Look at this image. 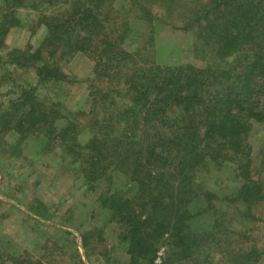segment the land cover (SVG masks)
Returning a JSON list of instances; mask_svg holds the SVG:
<instances>
[{"label":"rangeland","instance_id":"obj_1","mask_svg":"<svg viewBox=\"0 0 264 264\" xmlns=\"http://www.w3.org/2000/svg\"><path fill=\"white\" fill-rule=\"evenodd\" d=\"M25 1L0 0V24L9 21L0 45V112L14 111L0 114V264H150L128 251L130 224L134 241L151 242L152 264H264V123L206 131L228 108L236 112L242 92L261 86L264 0H106L93 8L87 0ZM140 6L146 13L137 18ZM70 15L82 20L62 24L47 44L51 26ZM35 50V65L26 63ZM48 71L55 88L39 85ZM152 80L154 102L147 103ZM29 107L45 128L54 117L67 126L77 156L63 151L62 135L45 139V129L18 153L8 126ZM132 111L140 119L135 142L150 163L144 158L134 181L106 159L101 175L83 182L82 153L96 140L105 154L119 119ZM233 117L242 121L239 112ZM198 129L209 145L197 152L214 160L193 162L187 146L170 141L176 132L189 141ZM108 195L125 208L100 206Z\"/></svg>","mask_w":264,"mask_h":264},{"label":"trees","instance_id":"obj_2","mask_svg":"<svg viewBox=\"0 0 264 264\" xmlns=\"http://www.w3.org/2000/svg\"><path fill=\"white\" fill-rule=\"evenodd\" d=\"M16 2H18L19 6L23 5L22 4V0H14ZM43 1H47L49 2V0H43ZM106 0H87V7L88 8H93L94 6L97 7L99 6V4L104 3ZM109 0H107L108 3ZM24 2L28 3L27 1L24 0ZM225 5L231 6L232 9L233 7H236V11L235 13L237 15H239V17L243 20V23L247 21V15L243 14V11L239 12L237 9H242L241 7H239L238 5L235 4V6L231 5V2H224ZM30 5V4H29ZM31 7L33 9H38V6L35 5H31ZM230 7V8H231ZM247 9L244 11H248V9H252V7H246ZM12 9V8H11ZM249 9V10H250ZM139 14L138 16H136L137 18L139 17H143L145 10L143 9L142 6H140V8L138 9ZM74 10L73 14L75 13ZM142 11V12H141ZM234 12V11H233ZM12 13H14V9H12L10 12H8L6 17H11ZM78 15V13H77ZM78 20H82L81 16H74V15H70L68 18H65L64 20H60L58 24H53L51 26V33L48 34L47 38H46V43H51L53 44V42L57 39L56 38V32L57 29L62 26V24H64L65 26H68V24H75L78 22ZM4 22L2 24H0V45L2 44L1 40L4 37V34L6 33V31L8 30V23L9 21H6L5 19L3 20ZM10 21H14L13 19H11ZM7 22V24H6ZM215 26V25H213ZM225 29L223 28V31ZM65 46H63L62 48L64 49ZM223 47V46H222ZM82 47L81 46H76L74 48V50H81ZM39 51L35 50L33 52H27V54L25 55V59H26V63H34V60H36V57L38 56ZM22 56V55H21ZM35 65V63L33 64ZM47 74L50 77L49 83L46 84L47 77H45L44 80L39 81V85L47 87L48 89L51 88H55V85H59L54 83L55 80L57 79L56 76H53L52 72H47ZM172 78H174L172 76ZM257 79V80H256ZM260 79H264V74L263 73H259L257 74L255 81H258L259 83H261L260 85H256V86H252L250 87L249 90H247L246 92H242L239 95V99H238V104H237V110L235 112V110H233V107L228 108L222 115H220V119L218 121V123L214 124V123H210L209 127V131H207V137H209V134L216 129L215 125H217V128L219 129H228L231 128L234 130H238V129H242V128H246V126H251L255 123H264V80H260ZM262 81V82H260ZM30 85V89L34 90V86ZM156 83L154 82V80H152V84H151V89L152 92H149L148 94V100L146 99V102H150L153 103L154 99H152L151 95L154 94V87H155ZM134 87L137 88V85H133ZM171 87V86H170ZM177 85L173 84V86L171 87L173 89V91H176ZM139 89V88H137ZM170 89V88H169ZM168 91V90H167ZM135 92V91H134ZM138 92V90L136 91ZM32 92H24L18 100V102H20V104L22 103V105H24L27 101V99L30 100V98L32 97ZM25 99V101H24ZM147 102V103H148ZM19 104V105H20ZM9 107H6L5 109H3L0 114L6 116L5 118H7V116H9L11 113L10 112H14V111H8ZM11 109V108H10ZM25 111H27V116L24 115V118H20L17 121H15L12 124H9V128H10V134H12V142L13 145L16 149H18V153L23 152V144L24 142L28 141L29 139H32L31 137H35L33 134L39 132H42L45 129V132H42L41 135L46 136L47 140H55L57 137H59L60 135H62V137L65 139L63 142V144H66L68 147L67 149H63V151L65 153H68L70 155H76L77 151L75 149V144L73 145L70 144L69 139H67L66 137L69 135V129L67 128V126L62 125L61 127H59L60 124V120H56L55 117L54 119L50 120L48 122V126L43 125V123H40V119L37 116V112L35 111L34 108H28ZM52 111V109H50V112ZM58 111L60 110H53V112L59 117H61L60 119H62L64 116H62ZM240 113V115L242 116V121L240 119H237V117H233V114L236 113ZM245 112V113H243ZM31 114V115H30ZM60 114V115H59ZM152 114V112H151ZM44 116V115H43ZM222 118H225L227 121L223 122ZM64 119V118H63ZM6 120V119H4ZM7 121V120H6ZM29 121V122H28ZM5 122V121H4ZM139 125H140V119L139 116L136 112L132 111V113L128 114L125 112L123 118H120L114 131L116 133V139H114L111 144L108 147V150L105 154H103V150L102 147L104 146V142L103 141H92L90 144L89 150L84 154V152L82 153L84 157V162L79 165V174H82V178H83V182H87V180H94L98 175H101V172L104 171L105 169V162L106 159H110L111 163H113V168H112V172H118L119 174H126L127 172H132V175H130V179H133L134 181H136V177L135 175L137 174L136 172L140 171L142 169L143 166V161L145 158L146 164L150 163V159H151V155L147 154V150L143 151V148H140L138 146V144L135 142L136 137L138 136V131H140L139 129ZM60 130V131H59ZM210 134V135H211ZM200 135L201 132L198 129V132L196 130V135L192 138H190V140L188 141V137L185 133L184 134H179V132H176L173 135V138L170 141H178L179 145H183V146H187L184 149H187L188 151L186 152L188 155L192 156L191 159L193 160V162L196 160V162L199 163H204L205 160H214L213 156H205L202 153H198L203 152L204 149H206V147H208V141L204 142L200 139ZM38 137V136H36ZM39 139L44 138L43 136H39ZM203 143V144H202ZM203 145V149L200 150V145ZM6 145V144H5ZM3 147V146H2ZM148 149V148H147ZM76 151V152H75ZM198 151V152H197ZM73 153V154H72ZM110 153V154H109ZM185 153V155H186ZM77 156V155H76ZM88 157V158H87ZM112 157V158H111ZM78 159V158H77ZM103 161V162H102ZM211 162V161H210ZM244 167H247V164L244 165ZM240 177V176H239ZM250 176L248 177L247 181L250 182ZM184 180V179H183ZM183 180L181 181V183L183 182ZM186 180V179H185ZM184 180V181H185ZM251 184L253 186L254 183H248ZM95 185V184H94ZM94 185L92 186L94 188ZM154 190H158L156 187H154ZM256 189H254L252 192H254ZM115 193H117V189L112 191V195H114ZM100 206H105L107 205V203L109 202L111 208H113V210L115 211H120L123 208H125L124 206V202L125 200H122L120 198V196H116L114 198H112L110 195L106 196L105 198H100ZM152 210H154L155 208H157L158 203H152ZM36 209L38 210L39 207H35V211ZM34 210H32L33 212ZM36 213V212H35ZM154 214L150 215L149 219L146 221L148 222L150 219H154ZM145 219H142L141 216H139V220H137L139 223L143 224L146 223ZM126 223H129L126 222ZM130 224V223H129ZM131 228L129 227L128 232H130V238L129 240L127 239V236H125V240L128 241V243H130L128 251L132 252L133 255L134 253H136L137 251V261L143 262L145 261V263H150L152 264L153 260L152 258H148L149 254L152 253L151 247L152 244L151 242H149L148 240L145 241V239H143L142 237L137 239L136 241H134V237H135V230L136 227L132 224H130ZM151 236V234L148 232L144 238H149ZM188 251V247H186V245L184 246V248L182 249V255L183 257H187L189 255ZM132 257L130 258V260L134 261V258ZM136 261V260H135Z\"/></svg>","mask_w":264,"mask_h":264}]
</instances>
